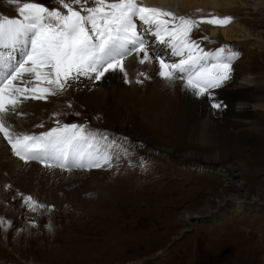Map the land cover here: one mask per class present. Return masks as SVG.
Listing matches in <instances>:
<instances>
[{"label": "rangeland", "instance_id": "obj_1", "mask_svg": "<svg viewBox=\"0 0 264 264\" xmlns=\"http://www.w3.org/2000/svg\"><path fill=\"white\" fill-rule=\"evenodd\" d=\"M28 2L60 7L57 0ZM17 7L0 0V16L20 18ZM188 9L187 16L193 19L232 18L225 26L201 23L194 38L208 37L202 47L230 45L240 53L239 61L249 53L262 61L258 83L248 91L252 116L243 128L251 130L240 135L229 122L224 124L237 141L229 149L231 160L241 165L234 169L240 173L236 180L243 181L248 192L243 188L238 193L221 175L204 170L212 161L202 163L194 154L184 158L181 153L195 151L207 156L217 151L209 143L181 133L163 111L139 109L136 99L128 98L98 105L96 99L86 96L100 81L81 78L79 85L87 93L67 89L44 122L51 121L52 127L56 120L84 124L108 134L110 140L115 138L124 170L119 176L109 173L99 188L82 190L74 198L75 188L85 186L82 180L53 193L37 186L28 189L17 184L15 176L0 164V264H264V47L257 46H264V0H238L229 8L199 5ZM232 26H242L254 40L244 41L240 36L227 41L222 32ZM239 64L233 63L235 74L241 70ZM240 78L237 84L242 82ZM232 84L231 89L236 86ZM220 99L225 102L222 94ZM206 100L211 107L208 97ZM156 149L165 150V155L161 151L155 154ZM257 167L260 173L255 172ZM232 192L249 207L238 212L232 209L234 200L226 201L219 207V215L210 220L205 206L215 205L211 197L223 201L229 194L233 197ZM29 196L44 207L29 210L25 204ZM186 213L202 216L185 219Z\"/></svg>", "mask_w": 264, "mask_h": 264}, {"label": "snow or ice", "instance_id": "obj_2", "mask_svg": "<svg viewBox=\"0 0 264 264\" xmlns=\"http://www.w3.org/2000/svg\"><path fill=\"white\" fill-rule=\"evenodd\" d=\"M9 2L18 6L20 18L0 16V133L25 163L71 172L110 167L114 156L119 159L116 139L87 125L56 120V127L28 134L14 131L6 118L23 115L29 100L47 101L77 88L81 78L101 81L120 72L130 83L124 61L134 54L146 66L137 83L155 72L168 82L183 81L194 96L208 97L213 109L224 107L213 90L231 82L240 53L230 45L206 51L201 45L208 37L195 39L194 33L201 23L225 26L231 17L193 19L144 0H57L60 7L51 9L28 0ZM25 204L31 211L44 207L30 196Z\"/></svg>", "mask_w": 264, "mask_h": 264}, {"label": "bare ground", "instance_id": "obj_3", "mask_svg": "<svg viewBox=\"0 0 264 264\" xmlns=\"http://www.w3.org/2000/svg\"><path fill=\"white\" fill-rule=\"evenodd\" d=\"M237 2L238 0H144L145 5L147 6L160 7L165 10H171L177 15L184 16L189 15L190 11L188 6H222L229 8L236 5ZM257 5L259 7L261 4L259 3ZM241 27L232 26L224 30L222 34L226 37L227 41H233L232 39L236 37L239 38L240 36L244 38V41L247 39L251 40V34L244 31L245 29L243 30ZM239 32L241 34L238 35ZM213 34H215V32ZM216 36L221 37L219 33ZM259 38L262 40L261 37ZM252 40H254V38ZM150 41L154 44L156 43L155 40ZM256 42L258 41H253L254 44ZM257 46L258 48L264 47L263 44L260 43H258ZM219 47L221 46H214L213 49L205 48V50H215ZM162 51L164 52L165 57L170 55V52L167 49H162ZM248 55H250V53ZM248 55L244 60L239 61V58L234 61L235 64L240 62L239 69L241 68V70L237 74H235L236 69L233 71V79L231 82L224 87L213 90L214 97L217 101L223 102V100L220 99L221 94L225 99V102L223 103L224 107L219 109L218 112L209 106L206 97L194 96L190 91L186 90L183 81L179 79L174 82H168L158 74H155V72H152L150 78L144 79L143 83H137L138 79H143L138 76V73L144 71L146 66L139 63V58L135 54L131 56V58L128 57L124 64V69L128 73V80L130 83L124 82L123 73H108L105 78L99 82L95 91L91 94H87L86 97L96 99L95 103L98 105L104 102L113 104V102L116 103V100L121 101L125 98H128L129 100L136 99L135 102L137 106L139 104V109L163 111L166 114L165 117L170 120V123L177 127L181 133L195 138L194 140L198 142L209 143V145L213 146L217 151L215 155L209 154L207 156L201 155L195 151L187 154L181 153L184 158L194 154L202 160V163L205 161H212L213 163L210 162L204 165V170H213L221 175L223 179L227 181L226 184L231 188L237 189L238 193L244 189L248 192V188L245 186L246 184L243 181L241 182V180H236V177L240 173L236 172L234 169L241 168V165L231 160L229 149L233 148L237 141L234 137L235 135L227 130L224 125L229 122L231 126L233 125V127L237 129L236 133L240 135H244L248 130H251V128H243L245 123H248L247 118H251L252 116L251 107H253V104L248 91L251 89V86L257 85L258 83V74L260 72L258 69H260L259 64H261L262 61L256 56ZM174 59L178 60L179 58L176 57ZM155 67H158V64L155 65ZM237 78L242 79V82L237 84ZM104 79L105 82H103ZM232 83H235L236 85L232 86L233 89L229 88L230 85H233ZM235 88L240 89L236 90ZM75 89L87 93L85 92V86L78 85ZM57 101L58 97H50L47 101L29 100L22 105L23 115L17 113L14 118L9 115L6 118V123L7 125L12 126V129L16 132L35 134L48 131L53 128V125L51 121H44L47 118V115L52 114V107L57 106V104H55ZM41 124H43V127H40L41 131H37L36 128ZM31 126L34 127L30 128ZM160 151L162 154L166 153L165 150L156 149L155 154L160 153ZM0 164L10 175L15 176L18 182L17 184L23 185L28 189H33L37 186L44 191L53 193L56 189L60 190L65 186L74 185L82 180L85 182L86 187L75 188L76 192L74 193V198H76L82 190L88 192L100 186L102 178L109 175V173L117 172V174L114 175L119 176V172L124 170V164H122L115 156L113 157L111 164L113 167L112 169H110V166L102 169H73L69 172L57 167L46 168L44 164L40 163L30 161L25 163L23 160H20L13 155L11 146L4 139L2 133H0ZM256 171L260 173V168L257 167L255 172ZM261 182L264 183V178H262ZM234 191L235 190H233V192ZM64 193L69 197L68 192L64 191ZM238 193H233L235 195H233V197L229 194L231 198L227 196L223 201H220L219 198L215 196L211 197V201H215L216 203L215 205L208 203V205L205 206V215H208V218L213 220L214 217L221 212L219 207L225 204L226 201L231 200L235 201L233 202L232 209L238 212H243L245 207H249V204L244 201V199L239 198L240 196ZM210 211L213 214L210 215ZM198 216L200 217L202 214L200 213ZM198 216L194 215V213H186L185 219H188V217L192 219Z\"/></svg>", "mask_w": 264, "mask_h": 264}, {"label": "water", "instance_id": "obj_4", "mask_svg": "<svg viewBox=\"0 0 264 264\" xmlns=\"http://www.w3.org/2000/svg\"><path fill=\"white\" fill-rule=\"evenodd\" d=\"M190 230V229H189ZM189 230H186V232H188ZM176 239H178V238H176ZM175 239V240H176ZM227 251H229V248H227V249H225L224 251H223V253H225V252H227Z\"/></svg>", "mask_w": 264, "mask_h": 264}]
</instances>
